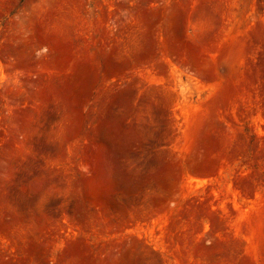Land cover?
<instances>
[{"label": "rangeland", "instance_id": "374dc122", "mask_svg": "<svg viewBox=\"0 0 264 264\" xmlns=\"http://www.w3.org/2000/svg\"><path fill=\"white\" fill-rule=\"evenodd\" d=\"M0 264H264V0H0Z\"/></svg>", "mask_w": 264, "mask_h": 264}]
</instances>
